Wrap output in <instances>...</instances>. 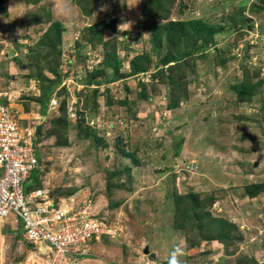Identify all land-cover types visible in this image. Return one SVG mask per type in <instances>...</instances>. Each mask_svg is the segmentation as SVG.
Segmentation results:
<instances>
[{
  "label": "rangeland",
  "instance_id": "374dc122",
  "mask_svg": "<svg viewBox=\"0 0 264 264\" xmlns=\"http://www.w3.org/2000/svg\"><path fill=\"white\" fill-rule=\"evenodd\" d=\"M146 2L0 0L33 178L114 227L81 264H264V0ZM6 225L0 264H59Z\"/></svg>",
  "mask_w": 264,
  "mask_h": 264
},
{
  "label": "built area",
  "instance_id": "2783aa9c",
  "mask_svg": "<svg viewBox=\"0 0 264 264\" xmlns=\"http://www.w3.org/2000/svg\"><path fill=\"white\" fill-rule=\"evenodd\" d=\"M5 95L0 92V222L11 217L19 221L25 241L40 253L44 248L53 263L91 256L88 245L108 237L114 227L93 212L90 199L52 197L47 187L34 180L42 165L33 138L23 139L19 117L4 102Z\"/></svg>",
  "mask_w": 264,
  "mask_h": 264
},
{
  "label": "trees",
  "instance_id": "16d2710c",
  "mask_svg": "<svg viewBox=\"0 0 264 264\" xmlns=\"http://www.w3.org/2000/svg\"><path fill=\"white\" fill-rule=\"evenodd\" d=\"M144 6H143V11H142V14L145 16V18H147V16L148 15H150V14H152V13H154V11L156 10H152L151 9V6H150V4H149V2H146V0H144ZM158 6V5H157ZM151 16H153V15H150V17ZM191 25H193V26H195L196 27V31H197V34L199 35V36H201V35H203V34H205L207 31L209 32V33H207L206 35H208V36H213L214 34H215V32H218V31H216V29L215 28H210V27H208V26H206V25H204V24H202V22H199V21H191ZM208 45H209V43H206V44H203L200 48L201 49H203V50H206L207 48H208ZM173 61L170 59V57H168V58H165L164 59V61H163V65H165V66H169L171 63H172ZM171 66H174V65H171ZM51 92H52V89H50V88H48V89H46V91H45V95H47V96H49L50 94H51Z\"/></svg>",
  "mask_w": 264,
  "mask_h": 264
},
{
  "label": "crops",
  "instance_id": "0c3cea01",
  "mask_svg": "<svg viewBox=\"0 0 264 264\" xmlns=\"http://www.w3.org/2000/svg\"><path fill=\"white\" fill-rule=\"evenodd\" d=\"M6 221V227L5 226H3L4 227V230L5 231H10V232H13V233H15V232H17L18 231V229H20V227H21V223L19 222V221H17L16 219H14V218H9V219H6V220H4V221H2V222H5ZM8 222V223H7ZM0 232H1V230H0ZM0 234H2V232L0 233ZM94 256V255H93ZM92 260H94V259H85V260H82V263H84V262H86V261H92ZM81 262V261H80ZM79 262V263H80ZM98 262H102L101 260L100 261H98ZM103 264H106L105 262H102ZM81 264V263H80Z\"/></svg>",
  "mask_w": 264,
  "mask_h": 264
},
{
  "label": "clouds",
  "instance_id": "9594fccd",
  "mask_svg": "<svg viewBox=\"0 0 264 264\" xmlns=\"http://www.w3.org/2000/svg\"><path fill=\"white\" fill-rule=\"evenodd\" d=\"M9 11H10V9H9ZM124 25H122L121 27H123ZM95 208V207H94ZM95 213V212H94ZM97 216H100L98 213H95ZM100 217H102V216H100ZM103 218V217H102ZM7 219H9V218H7ZM108 223V222H107ZM106 238H108V237H106ZM102 239V238H101ZM100 239V240H101ZM99 240V241H100ZM28 243V242H27ZM33 246V245H32ZM35 249H37L35 246H33ZM38 250V249H37ZM45 251V249L44 248H42L41 247V253L40 254H42V255H44V256H46L45 255V253L43 254L42 253V251ZM39 251V250H38ZM178 251H179V249H175V250H173V252L171 253V258H170V261H169V264H179V261H178V259H177V253H178ZM91 256H93V255H91ZM91 256H89V257H87V258H84V259H77L76 261H74L73 263H71V262H68V263H64V264H76V263H78V262H80V261H82V260H85V259H91L90 257Z\"/></svg>",
  "mask_w": 264,
  "mask_h": 264
},
{
  "label": "water",
  "instance_id": "95a60500",
  "mask_svg": "<svg viewBox=\"0 0 264 264\" xmlns=\"http://www.w3.org/2000/svg\"><path fill=\"white\" fill-rule=\"evenodd\" d=\"M42 253L44 254L45 251L43 250ZM148 253H149V250L146 248V249L144 250V254H148Z\"/></svg>",
  "mask_w": 264,
  "mask_h": 264
}]
</instances>
